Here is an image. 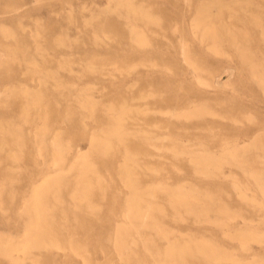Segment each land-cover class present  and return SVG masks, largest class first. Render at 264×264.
Returning a JSON list of instances; mask_svg holds the SVG:
<instances>
[{
	"label": "rangeland",
	"instance_id": "1",
	"mask_svg": "<svg viewBox=\"0 0 264 264\" xmlns=\"http://www.w3.org/2000/svg\"><path fill=\"white\" fill-rule=\"evenodd\" d=\"M127 1H132L139 6L142 4L146 10L153 11L155 13L153 22H156L151 23L152 27L165 28L176 47H172L170 38H163V42L167 43L156 47L152 46V44L134 47L131 46V42L128 39L121 43L117 32L112 31L113 28L105 25L109 18L117 19V21L124 24L131 19L124 9H114L116 0H0L1 40L15 42L14 40L16 39L25 38L27 42L25 44L26 50L30 52L28 55L18 52L17 55L13 54L12 56L11 53L14 52L12 51L11 53L6 52V56L5 51L0 50V70L4 71L3 74H0V93L2 91L0 97L11 101L19 98L16 93L25 88L26 85V88L34 87L36 91L46 87L40 98H36L37 94L35 99L30 98L28 100L29 102H34L33 104L37 100L36 104H32L33 107L28 112V117H32L35 120L34 123L24 122L17 116L20 107L18 105L12 106L7 102L6 104H1L3 107H0V117L15 116L16 120L22 121L23 123L19 124L18 127L27 133L28 139L32 138L31 135H28V129L34 131L37 128L35 131H47L45 139H48L47 141L51 143L56 138V135L52 134V132L58 129L57 131L61 132V142L59 143L65 153L64 160L67 162L66 170L68 169L65 180L68 183L64 187L65 190H39L44 195L46 192L49 194L44 199V202L45 200L47 202L44 203V206L40 204L39 208V212L45 216L40 220V223L45 226L47 234L44 239H40L41 246L37 247L34 245L35 232L29 233L25 231L27 225L32 223V220L28 218L31 210L23 209L20 206L31 201L30 196L34 190H31L29 181L36 172L40 173L39 167L45 168L47 167L46 164L49 165L51 151L53 148L55 149L53 146H56L55 142L52 146L48 145L46 147L49 152L43 157H28V160L24 161L17 159V156L13 158L6 156V160L5 156L0 155V264H20L17 262L19 258L22 259L23 263L21 264H163L169 259L173 261L172 264H237L234 261L209 260L197 250L198 247L202 246L203 248H216L215 250L224 254H233L236 261L249 262V264H264V242L261 241L262 243H260V241L252 240L247 245L248 249H244V246H242L244 243L238 236L241 232L252 231L255 234L257 233L256 235L264 237V190L261 191L260 188L255 187L253 178L242 171L240 166L232 161H225L221 166L222 171L218 174L220 175L219 177L227 183L230 180L241 182L243 185L242 193L239 194V191L234 190L230 185L226 190L221 191L219 190L221 187L218 186L222 185L211 183H207L204 186V190H191L190 192L187 189L195 182L200 181V179L207 181V174H195L192 165L189 163L191 156L189 157L188 154H184L179 159L173 156L177 150V144L180 146L181 143L182 147H187L188 150L191 149V152L209 150L219 158L222 157V151L225 152L227 148H232L233 145H239L238 148L240 147L239 150L242 154L241 158L245 162L244 165L259 170L257 173L264 177V170H262L264 169V145H262L264 144V90L262 89L264 88V33L260 36L261 32H264L262 30L264 28V0ZM119 10H122L124 15H121ZM7 18L9 19L8 21ZM195 18H199L201 22L203 21L198 28L195 24L200 20L196 21ZM258 19L259 22H257ZM138 25L140 28L145 29V34L148 36H155L153 28L148 29L145 22H138ZM188 26L190 27L188 28ZM25 27L27 28L25 29ZM10 28H13L12 30L14 31ZM212 31L216 33L215 39L210 35ZM27 32L30 34L27 35ZM6 34L7 36H5ZM181 45L185 47L187 57L181 55ZM147 46L148 49H146ZM215 50L218 52H215ZM51 53L56 58L43 63L40 66L41 69L22 64L23 56L28 58L35 56L38 60V56L41 54L51 57ZM217 53L218 55H216ZM12 60L13 62L10 63ZM85 60L97 61L92 67L96 69H94L95 72L85 74ZM145 61H148L147 65L143 64ZM172 61L175 62L174 74L164 65ZM63 62H69V64L65 65ZM139 63L141 64L132 67V65ZM208 71L212 73L211 77H209ZM50 72L57 74L56 80L44 83L42 80L46 78L44 77L45 73ZM6 73L10 75H6ZM61 80L62 82H60ZM146 80L158 84L159 88L156 85L157 87L154 88V91H150L151 95L149 98L140 100L134 98V101L133 96L142 92L147 84ZM132 81L135 82L132 83ZM168 82L172 83V89L177 90L182 97L187 91L194 93L189 104H183L185 106L178 107L175 109L176 111L170 108V111L180 112L183 110L182 112H190L194 109L206 110L209 108V112L213 114H207L208 118L217 122V125L212 126L211 129L200 126L193 120L188 121L187 123L189 124H182L177 121L175 115L171 116L163 112L160 115V112H156L159 109L152 107V112L154 111L157 114L152 115L151 124L146 127L152 131L160 132V137L157 140L155 139V144L150 147L152 152H154L149 161L153 170L147 172L146 184L151 186L169 182L173 188H185L187 193H185V190H148L150 191L148 193H144V190H138L139 193H135L136 190L128 189L129 187L124 185L118 173L122 164L119 161L123 162L125 159V157L123 159V156L126 155L124 151L118 154L119 161L113 165L109 164L101 170V174L104 175L102 180L105 177L103 181L106 184L105 190H99L98 184L94 185V190H76L73 183L76 178L73 173L75 169L69 170L68 167L74 164V161L76 163L79 156L89 157L94 163L100 161H98L100 157L97 155V147L93 144V137L101 131L98 129L101 122L96 115H92L88 111V108L79 107L82 112H88L89 116L84 113L82 120L86 125L89 124V127L87 126L86 130L83 124L75 128L68 115L63 113L59 116V114L57 118L46 113L47 109L44 108L43 103H54L56 99H61L63 95L57 91V88L66 84L70 87H75L76 90L74 87L72 89L74 96L71 101L77 104L79 99L76 97L79 95L85 98L91 97L90 99L98 102V104L116 102L119 106L123 105V103H128L126 105L129 106L132 101L142 104L148 100L154 101L159 97L163 98V96L172 95L171 88H165V84ZM11 83H13V86ZM19 102H21L20 98ZM39 105L42 107L40 108ZM161 109L165 111L166 106L162 105ZM232 115L238 116L239 121L233 122ZM157 116L162 118V120H166V123H172L171 125L173 126L167 123V127L161 128L160 124L156 123ZM133 121V118L128 115L122 120V124L126 126L127 131H130V125ZM139 121L143 122V119ZM60 128H63L64 131ZM188 130L191 133L187 132ZM192 133L207 134L209 137L202 136L204 138L200 142L204 145L201 146L200 142H196L197 140ZM8 141H10L9 144L4 145V147H13L17 151L15 152L16 155L21 157L27 147L22 148L19 145H13L12 139H8ZM1 144H4L2 139L0 140ZM78 152L79 154H77ZM112 159L115 160V158ZM140 161L144 162V159ZM18 164H21V167ZM157 167L159 169L162 168V170L156 169ZM40 174H44V171ZM176 192L191 196L192 201H188L189 204L186 205L176 204L169 197L175 195ZM250 192L253 193H251L252 196ZM136 194L140 197L139 201L137 203L132 202L133 205L129 206L130 202L128 199L131 201ZM207 194L212 196V199ZM196 195L200 196V203L199 201L195 202L193 196ZM151 196H154V198H151ZM143 197L146 198V201ZM261 198L262 200H260ZM151 199L150 209L153 218L148 220L149 226L141 227V219L136 217L126 218L124 216L126 213H130L133 216L138 214L139 211L145 210ZM40 202L43 203V201ZM201 203L202 205H200ZM174 205L175 207H173ZM182 205L183 207H181ZM189 210L192 212H189ZM79 214H87L91 217V221L85 222V224L82 219L75 217L81 216ZM207 215L209 216L207 217ZM228 217H231V219ZM102 231L105 236H108L107 241L110 242L113 250L109 254H105L100 248L104 236ZM203 240L204 242H202ZM114 244L123 246V248L126 247L127 251L118 250ZM171 244L177 246V253L172 258L168 254L169 245ZM6 245L9 247L8 250ZM2 246L4 247L3 249Z\"/></svg>",
	"mask_w": 264,
	"mask_h": 264
},
{
	"label": "bare ground",
	"instance_id": "2",
	"mask_svg": "<svg viewBox=\"0 0 264 264\" xmlns=\"http://www.w3.org/2000/svg\"><path fill=\"white\" fill-rule=\"evenodd\" d=\"M13 1V0H12ZM16 1V0H15ZM193 1V0H192ZM201 1V0H200ZM199 1V3H200ZM115 2V1H114ZM181 2V1H180ZM239 2V1H238ZM255 3V2H254ZM191 4V3H190ZM186 5V4H185ZM207 5V4H206ZM215 5V4H214ZM236 6V4H235ZM165 7V6H164ZM185 7V6H184ZM121 9L122 10L124 9V11L130 15V20L128 23L124 24V23H120L119 21H117V19H108L107 23H105V25H107V27H111L113 28L112 31H115L117 32V34L119 35L120 39H121V43L125 42V40H130L131 42V46H134V47H140V46H143V45H147V44H152V46L156 47V46H163L164 44H166L167 42H163V38H170V35L168 34L167 31H165V28L161 27V28H153L152 27V24L151 23H155L153 22L154 21V14L153 11H150V10H146L143 5L141 4V6L137 5L136 3L132 2V1H127V0H116V6L114 9ZM151 8V7H150ZM149 8V9H150ZM197 8V7H196ZM251 8V7H250ZM175 9V8H174ZM214 9V8H213ZM217 9V8H216ZM84 10V8H83ZM113 10V9H111ZM122 10H119L120 14L121 15H124L123 11ZM17 11V10H16ZM71 11V10H70ZM197 11V9H196ZM218 11V10H216ZM116 12V11H115ZM114 12V13H115ZM198 12V11H197ZM196 12V13H197ZM207 12V11H206ZM215 12V11H214ZM98 13V12H97ZM184 13V12H183ZM202 13V12H201ZM200 15H204V13H202ZM9 14V13H8ZM82 14V13H81ZM109 14V12H108ZM198 14V13H197ZM241 14V13H240ZM252 14V13H251ZM100 15V14H99ZM110 15V14H109ZM213 15V14H212ZM220 15V14H219ZM225 15V14H224ZM242 15V14H241ZM92 16V15H90ZM113 16V15H112ZM194 16V15H193ZM199 16V15H198ZM197 16V17H198ZM218 16V15H217ZM15 17V16H14ZM89 17V16H88ZM93 17V16H92ZM202 17V16H201ZM224 17V16H223ZM244 17V16H243ZM246 17V16H245ZM253 17V16H252ZM258 17V16H257ZM11 19H13L12 17H9ZM18 18V17H17ZM21 18V17H19ZM90 18V17H89ZM127 18V17H126ZM192 18V17H191ZM207 18V17H206ZM248 18V17H247ZM251 18V17H250ZM196 19V18H195ZM9 19L7 18V21ZM14 20V19H13ZM87 20V19H86ZM91 20V19H90ZM190 20V19H189ZM197 20H200L199 18L196 19ZM203 20V19H202ZM214 20V19H213ZM248 20V19H247ZM5 21V20H4ZM19 21H22V20H19ZM192 21V19H191ZM190 21V22H191ZM220 21V20H218ZM223 21V20H221ZM23 22V21H22ZM21 22V23H22ZM88 22V21H87ZM138 22H145V25L147 26V28L149 29H152L153 28V31H154V35L155 36H148L147 34H145V29L144 28H140L139 25H138ZM187 22V21H186ZM203 22V21H202ZM201 20L198 21L195 26L200 27L202 23ZM259 22V19L258 21ZM261 22V20H260ZM263 22V21H262ZM72 23V22H71ZM158 23V22H157ZM161 23V22H160ZM192 23V22H191ZM195 23V22H194ZM220 23V22H218ZM227 23V21H226ZM250 23V22H249ZM19 24V23H18ZM73 24V23H72ZM159 24V23H158ZM157 24V25H158ZM163 24V23H162ZM188 24V23H187ZM258 24V23H257ZM261 24V23H259ZM9 25V24H8ZM22 25V24H21ZM208 25V24H207ZM219 25V24H218ZM228 25V24H227ZM263 25V24H262ZM2 26V25H1ZM159 26V25H158ZM209 26V25H208ZM215 26V25H214ZM212 26V27H214ZM234 26V25H233ZM5 27V26H4ZM11 27V26H10ZM23 27V26H22ZM190 26H188L189 28ZM206 27V26H205ZM263 27V26H262ZM261 27V28H262ZM1 28V27H0ZM6 28V27H5ZM14 28V27H13ZM12 28V29H13ZM27 27H25L26 29ZM43 28V27H42ZM91 28V27H90ZM195 28V29H197ZM202 28V27H201ZM207 28V27H206ZM211 28V27H210ZM215 28V27H214ZM219 28V27H218ZM224 28V27H223ZM11 29V28H10ZM9 29V30H10ZM11 29V30H12ZM21 29V27H20ZM37 29V28H36ZM80 29V28H79ZM93 29V28H92ZM200 29V28H199ZM198 29V30H199ZM212 29V28H211ZM210 29V31H211ZM216 29V28H215ZM44 30V29H43ZM172 30V28H171ZM229 30V29H228ZM237 30V29H236ZM261 30V29H260ZM264 30V28L262 29ZM261 30V31H262ZM14 31V30H12ZM11 31V32H12ZM28 31V30H26ZM96 31V30H95ZM209 31V32H210ZM216 31V30H214ZM214 31H212L210 34L214 39L216 38V33H214ZM220 31V30H219ZM6 33V31H4ZM24 32V30H23ZM151 32V31H150ZM198 32V31H197ZM208 32V33H209ZM242 32V31H241ZM244 32V30H243ZM247 33H249L248 31H246ZM253 32V31H252ZM9 33V32H7ZM102 33V32H101ZM204 34V32H202ZM207 33V34H208ZM229 33V31H228ZM262 33L264 32H261V35L262 36ZM14 34V32H13ZM30 34V33H29ZM28 32H27V35H29ZM32 34V33H31ZM61 34V33H60ZM59 34V35H60ZM153 34V33H152ZM192 34V33H191ZM4 35V34H3ZM16 35V33H15ZM14 35V36H15ZM40 35V34H38ZM62 35V34H61ZM98 35V34H97ZM106 35V34H105ZM194 35V34H193ZM244 35V34H243ZM247 35V34H246ZM7 36V34L5 35ZM12 36V37H14ZM56 36V35H55ZM175 36V35H174ZM181 36V35H180ZM204 36H207L206 34H204ZM223 36V35H222ZM228 36V35H227ZM226 36V37H227ZM45 37V36H44ZM62 37V36H61ZM94 37V36H93ZM105 37V36H104ZM231 37V36H230ZM234 37V36H233ZM238 37V36H237ZM9 38V37H8ZM34 38V37H33ZM57 38V37H56ZM55 38V39H56ZM98 38V37H96ZM208 38V36H207ZM211 38V37H210ZM244 38V37H242ZM248 38V37H247ZM252 38V36H251ZM250 38V39H251ZM7 39V38H6ZM61 39V38H60ZM59 39V40H60ZM99 39V38H98ZM101 39V38H100ZM106 39V38H105ZM213 39V40H214ZM239 39V38H238ZM264 39V38H263ZM35 40V39H33ZM39 40V39H38ZM75 40V39H74ZM170 42H172V47L175 48L176 45L174 44L173 40L170 38ZM203 40V39H201ZM218 40V39H217ZM226 40V39H225ZM249 40V39H248ZM15 42H7V41H4V40H1V37H0V50L1 51H5V53H11L12 51H14L12 54H18V52H21L23 55H28L30 52L26 50V40L25 38H21V39H16L14 40ZM37 41V40H36ZM64 41V40H63ZM62 41V42H63ZM204 41V40H203ZM232 41H233V38H232ZM242 41V40H241ZM255 41V40H254ZM34 42V41H33ZM61 42V43H62ZM97 42V41H96ZM103 42V41H102ZM105 42V41H104ZM111 42V41H110ZM198 42V40H197ZM221 42V41H220ZM40 45H41V42L39 41ZM38 43V44H39ZM43 43V42H42ZM65 43V42H64ZM74 43V42H73ZM77 43V42H76ZM81 43V42H80ZM232 43V42H231ZM241 43V42H240ZM238 43V44H240ZM37 44V43H36ZM66 44V43H65ZM79 44V42H78ZM226 44V42H225ZM247 44V43H246ZM73 45V44H72ZM108 45V44H107ZM180 45V44H179ZM202 45V43H201ZM253 45V44H252ZM36 46V45H35ZM65 46V45H64ZM75 46V45H74ZM203 46V45H202ZM254 46V45H253ZM37 47V46H36ZM40 47V46H39ZM63 47V46H62ZM68 47V46H67ZM213 47V45H212ZM217 47V46H216ZM234 47V46H233ZM256 47V46H255ZM128 48V47H127ZM179 48V47H178ZM202 48V47H200ZM215 48V47H214ZM247 48V47H246ZM148 49V46L147 48ZM150 49V48H149ZM162 49V48H161ZM212 49V48H211ZM243 49V48H242ZM39 50V49H38ZM154 50V49H153ZM209 50V48H208ZM238 50V49H237ZM257 50V49H256ZM0 51V52H1ZM248 51V50H247ZM36 52V51H35ZM215 52H218L215 50ZM244 52V51H242ZM7 53H6V56H7ZM34 53V52H33ZM39 53V52H38ZM177 53V52H176ZM180 53L182 56L184 57H187V54H186V51H185V47L183 45L180 46ZM225 53V52H224ZM260 53V52H259ZM258 53V54H259ZM55 54V53H54ZM158 54V53H156ZM162 54V52H161ZM189 54V53H188ZM226 54V53H225ZM1 55V54H0ZM4 55V54H3ZM20 55V54H19ZM50 55V54H49ZM171 55V54H170ZM218 55V53L216 54ZM5 56V55H4ZM11 56V58H12ZM172 56H173V53H172ZM181 56V57H182ZM246 56V55H245ZM38 60L36 59V57H32V58H28V57H24L23 56V63L24 65L26 66H32L33 68L34 67H39L43 65V63H45L46 61L48 62L50 59L52 58H56L54 55H52L51 53V57L50 56H46V55H43L41 54L40 56H38ZM62 57V56H61ZM72 57V56H71ZM166 57V56H165ZM221 57V56H220ZM257 57V56H256ZM179 58V57H178ZM230 58V57H229ZM9 59V57H8ZM15 59H16V56H15ZM13 59V60H15ZM60 59V57H59ZM59 59H57L59 61ZM185 59V58H184ZM243 59V58H242ZM5 60V59H3ZM2 60V61H3ZM10 61L11 62H13ZM18 60V59H17ZM67 60V59H66ZM72 60V59H71ZM69 60V61H71ZM183 60V59H182ZM188 60V59H187ZM249 60V59H248ZM1 61V59H0ZM65 61V60H64ZM68 61V60H67ZM184 61V60H183ZM17 62V61H16ZM95 60H90V61H87L85 60V63H84V67H85V74L86 73H92V72H95V70L92 68L95 64ZM100 62V61H99ZM182 62V61H181ZM21 63V62H20ZM71 63V62H70ZM148 61L146 62H143L144 65H147ZM184 63V62H183ZM251 63V62H250ZM3 64V63H2ZM19 64V63H18ZM63 64L65 65H68L69 62H63ZM104 64V63H103ZM141 63L139 64H135V65H132V67L136 66V65H140ZM154 64H157V63H154ZM191 64V63H190ZM252 64V63H251ZM250 64V65H251ZM5 65V63H4ZM82 65V64H81ZM128 65V64H127ZM165 66H167L169 68V70L174 74L175 73V62L172 61L170 63H165L164 64ZM154 66V65H153ZM258 66V65H257ZM10 67V66H9ZM21 67V66H20ZM59 67V66H58ZM117 67V66H116ZM194 67V66H193ZM1 68V67H0ZM48 68V67H47ZM62 68V67H61ZM28 69V68H26ZM41 69V68H40ZM118 69V68H117ZM190 69V68H189ZM252 69V68H251ZM256 69V68H255ZM168 70V71H169ZM196 70V69H195ZM231 70V69H230ZM262 70V69H261ZM37 72H40L39 70H36ZM120 71V70H119ZM4 71H1L0 70V74H3ZM24 73V71H22ZM34 72V71H33ZM32 72V73H33ZM49 72V71H48ZM194 72V71H193ZM250 72V71H249ZM263 72V70H262ZM72 73V72H71ZM78 73V72H77ZM102 73V72H101ZM264 73V72H263ZM5 74V73H4ZM46 75H44V77L46 78H43L42 81L45 82H51V80H56V73L55 72H50V73H45ZM194 74V73H193ZM261 74V72H260ZM6 75H10L8 73H6ZM79 75V74H78ZM84 75V74H83ZM148 75V74H147ZM190 75V74H189ZM188 75V76H189ZM207 75V73H206ZM208 75L209 77H211L212 73H210V71H208ZM199 76V75H198ZM197 76V77H198ZM204 76V75H203ZM23 77V76H22ZM137 77V76H136ZM190 77V76H189ZM217 77V76H216ZM215 77V78H216ZM262 77V75H261ZM48 78V79H47ZM187 78V77H186ZM194 78V77H193ZM218 78V77H217ZM60 79V78H58ZM133 79V78H131ZM181 79V78H180ZM197 79V78H196ZM257 79V78H256ZM198 80V79H197ZM219 80V79H218ZM255 80V79H254ZM261 80V79H260ZM264 80V79H263ZM58 81V80H57ZM187 81V80H186ZM221 81V80H220ZM40 82V81H39ZM62 82V80L60 81ZM135 82V81H132V83ZM196 82V81H195ZM194 82V83H195ZM259 82V81H258ZM15 84V82H13ZM13 83L12 86H13ZM41 83V82H40ZM146 85L144 87V89L142 90V92H140V94H137V95H134L133 96V99L136 98V99H146V98H149L151 93L150 91H154V88L158 86L159 88V85L158 84H154L152 82H150L149 80H146ZM193 83V84H194ZM261 83V82H260ZM48 84V83H47ZM51 84V83H50ZM57 84V83H56ZM196 84V83H195ZM214 85V83H212ZM217 84V83H216ZM223 84V83H222ZM10 85V83H9ZM61 85V83H60ZM72 85V84H71ZM76 85V84H75ZM92 85V84H91ZM130 85V84H129ZM132 85V84H131ZM157 85V86H156ZM199 85V83H198ZM220 85V84H218ZM217 85V87H218ZM261 85H263V83H261ZM57 86V85H56ZM202 86V85H200ZM199 86V87H200ZM205 86V85H204ZM210 86V85H209ZM260 86V85H259ZM6 87V86H5ZM17 87V85H16ZM15 87V88H16ZM27 87V85H26ZM23 88L21 89L20 91H18V93H16L21 102H19V98H16V99H13V100H5V99H2L0 97V107L2 108L3 106H1V104L5 103H10V105L12 106H19L20 109H19V112H17V116H19L24 122L26 123H34L35 120L31 118H29L28 116V112L30 111V109L33 107V105L36 104H33L34 102H29L28 100L30 98H40L42 95H43V91L46 89L45 88H41L40 90H35L34 87H29V88ZM38 87V86H37ZM48 87V86H47ZM74 87V86H73ZM73 87H70L66 84H63V86H59L57 88V91L62 93V97L61 99H56L54 103H43V106L45 109H47V112L46 113H49V115L51 116H56L57 118L59 116H61L63 113L68 115V118L72 121V124H73V127L77 128L79 126H82L84 124V128H86L87 130V126L89 124L86 125V123L84 122L83 123V120H82V116L84 113L86 112H82L81 109H79V107H84V108H88V111L92 113V115H96L97 118H99L100 120V127L98 129H100L101 131L98 133V135H95L93 137V144H95V146L97 147V155H99V159L97 163H94L89 157H80L76 158V163L74 161V164L70 165L68 168L69 170H73V173L76 175H74L76 178H75V182L74 185H75V189L76 190H94V185L95 184H98L99 185V190H105V187H106V184L105 182H103L105 180V177H104V180L103 179V176L101 174V170L104 168V167H107L109 164H115V162L119 161L120 158L118 156V154H120V152L124 151L125 152V156H123V159L124 161L123 162H120L119 163H122L120 166H121V169H119L118 173L120 174V177L122 178V181L124 182V185L129 187L128 189L130 190H136L135 193H139L138 190H141L143 191L144 193H148L150 191L148 190H185V188H182V187H176V188H173L171 183H165V184H156V185H147L146 184V174L149 170H153L152 167L150 166V163L149 161L151 160L150 157L152 156V154L154 152H152V150L150 149L151 145L155 144V139L157 140L158 137H160L159 133L160 132H156V131H152L150 128H147L146 126L147 125H150L151 124V117L152 115H156L157 113L156 112H160V115H161V112L163 113H167V114H170L171 116L175 115V117H177V121L179 123H182V124H189L187 123L188 121H195L196 124L200 125V126H204L206 128H209L211 129L212 126L214 125H217V122L215 120H210L207 116V114H213L212 112H209V108L206 109V110H203V109H200L198 107V105H196L199 109H194L193 111H190V112H173V111H176L175 109H177L178 107H181V106H185L183 104H189L191 102V98L192 96L194 95V93L192 91H187V93L182 97L178 92L177 90H173L172 87V83L171 82H168L165 84V88H171V91L173 92L172 95L170 96H163V98H157L155 99L154 101H145L143 102L142 104H139V103H135V99L134 101L131 102V104L128 106L126 104L123 103V105H118L116 102H112V103H109V104H98V102H95L94 100H91L89 97L88 98H85L83 97L82 95H79L78 98L79 101H78V104L77 103H74L72 102L71 100L73 99L72 97L74 96V92L72 93V89ZM91 87V86H90ZM203 87V86H202ZM208 87V86H207ZM264 87V85H263ZM130 88V87H129ZM132 88V87H131ZM201 88V87H200ZM75 89V87H74ZM134 89V88H133ZM205 89V88H203ZM264 90V88H262ZM56 90V89H55ZM76 90V89H75ZM85 90V89H84ZM179 90V89H178ZM4 91V90H3ZM89 92V91H88ZM2 93V91H1ZM0 93V94H1ZM11 93V92H10ZM15 93V92H14ZM13 93V94H14ZM80 93V92H79ZM133 93V92H132ZM210 93V92H209ZM218 93V92H217ZM12 94V95H13ZM15 94V95H16ZM82 94V93H81ZM162 94V93H161ZM3 95V94H2ZM154 95V94H153ZM76 96V94H75ZM152 97V96H151ZM156 97V96H155ZM7 98V97H6ZM95 98V97H93ZM154 98V97H153ZM45 99V98H44ZM42 99V100H44ZM90 99V100H89ZM124 99V98H123ZM132 99V98H131ZM127 100V99H126ZM125 100V102H126ZM27 101V102H26ZM32 101V100H31ZM128 102V101H127ZM134 102V103H133ZM194 102V101H193ZM197 102V101H196ZM33 104V105H32ZM76 104V105H75ZM117 104V105H115ZM146 104V105H145ZM196 104V103H195ZM162 105L166 106V110L168 109V111H164V109H161L162 108ZM193 105V104H192ZM8 106V105H7ZM209 106V105H207ZM40 107V105H39ZM42 107V106H41ZM40 107V108H41ZM152 107H155L159 110H157L156 112H152ZM11 108V107H10ZM39 108V109H40ZM170 108L174 109L173 111H170ZM190 108V107H189ZM191 109V108H190ZM189 109V110H190ZM87 110V109H86ZM46 111V110H45ZM40 112V111H39ZM154 114H152V113ZM209 112V113H207ZM45 114V112H43ZM88 113V112H87ZM86 113V114H87ZM89 113V114H91ZM25 114V116H24ZM34 114V113H32ZM60 114V115H59ZM38 115H40L38 113ZM59 115V116H58ZM91 115V116H92ZM117 115V116H116ZM128 115L130 118H133V122L131 123L130 125V131H127L126 130V126H124L122 124V120L124 119V117ZM33 116V115H32ZM43 116V115H42ZM87 116H89L87 114ZM18 117V118H19ZM34 117V116H33ZM95 117V116H94ZM232 121L233 122H238L239 121V118L238 116H235V115H232ZM39 118V117H38ZM170 118V117H169ZM251 118V117H250ZM46 119V118H44ZM91 119V118H90ZM94 119V118H93ZM140 119H143V122H140L139 120ZM156 123L160 124V127L161 128H165V126L167 127V125H171L172 123H166V120H162V118H156ZM172 119V118H171ZM92 120V119H91ZM136 120V121H135ZM187 120V121H186ZM37 121V120H36ZM39 121H40V118H39ZM96 121V120H95ZM131 121V120H130ZM186 121V122H184ZM129 122V121H128ZM160 122V123H159ZM175 122V121H174ZM23 123L22 121L20 120H16L15 119V116H1L0 117V128H1V134H0V140L2 139V142H4V144H1L0 145V155L2 156H8V157H16L17 159L19 160H28V157H38V156H45L49 151L46 150V147H48V145L52 146L53 143L55 142V145L56 146H53L55 147V149L53 147V150L51 151V160H50V163L49 165L46 164L47 167H39L38 169H40V173H42L44 171V174H40L38 172L35 173V175L33 177H31L30 181H29V185L31 186V190H34V192L31 194L30 196V202L28 203H25L23 204V206L21 205L20 207H22L23 209H29L31 210V213H29V216L28 218L32 220V223L28 224L27 225V228L25 231H28L29 233H33L35 232V236H36V239L34 241V245L39 247L41 246V241L40 239H44L46 234H47V230L45 228V226L43 224L40 223V220H42L45 216L43 214H41L39 212V208H40V204L41 206H44V203L47 202L45 200L44 202V199H46V195H48L49 193L46 192V194L44 195L43 192L39 191V190H65V185H67V183L65 182L66 180V177H67V174H66V171H68V169L66 170V163L65 162V153L62 149V145L59 143L61 142L60 141V138H61V132L60 131H57L58 129H56V131H53L52 134H55L56 135V138L55 140L51 141V143H49L47 140L48 139H45V136L47 134V131H41L39 132L38 131H33V130H29L28 129V135H31L32 138L28 139L27 138V133L24 132L22 129H19L18 125ZM47 123V122H46ZM49 123V122H48ZM97 124V123H96ZM26 125V124H25ZM29 125V124H28ZM34 125V124H33ZM37 125V124H35ZM39 126V124H38ZM173 126V125H171ZM60 127V126H59ZM89 127V126H88ZM159 127V126H158ZM35 128V127H34ZM157 128V127H156ZM45 129V128H44ZM61 130H63V128H60ZM160 129V128H159ZM162 130V129H161ZM64 131V130H63ZM93 131V130H91ZM98 131V130H97ZM158 131V130H157ZM96 132V131H95ZM164 132V131H163ZM169 132V131H168ZM187 132L191 133L190 130H188ZM209 133H211L209 131ZM187 134V133H186ZM194 136H195V139L197 140L196 142H200V140L204 137L202 136H207L209 137V135L207 134H201V133H192ZM162 137V136H161ZM164 137H166L164 135ZM163 137V138H164ZM179 137V136H178ZM192 137V136H191ZM217 137V136H216ZM226 138V137H225ZM8 139H12V141L14 142V144L16 145H19L21 146L22 148H25V146L27 147V149L25 150L24 153L21 154V157L16 155L15 152V149L13 147H4V145H8L10 141H8ZM92 139V138H91ZM166 139V138H165ZM254 139V138H252ZM15 140V141H14ZM92 140V141H93ZM162 140V138H161ZM178 140V139H177ZM228 140V139H227ZM180 141V140H179ZM188 141V140H187ZM192 141V140H191ZM195 141V140H194ZM160 142V141H159ZM176 142V141H175ZM238 142V141H237ZM250 142V141H249ZM255 142V141H254ZM262 142V141H260ZM179 143V142H177ZM206 143V142H205ZM231 144V143H230ZM41 145V146H40ZM163 145V144H162ZM176 145V144H175ZM182 145V143H181ZM179 146V144H177V150L174 152L175 154H173L174 158L176 159H179L181 158L184 154H188L189 157L191 156L190 158V164L192 165V169L193 171L195 172V174H207L206 175V178L208 177L207 181H203L200 179V181L198 182H195L194 184H192V186L190 188H188L187 190H189L191 192V190H204V186H206L207 183H211V184H214V185H222V186H218V187H221L219 190H226L227 187H232L234 190H238L239 191V194L242 193L241 191L243 190V185L241 184V182L239 183L238 181L236 180H230L229 183H227L225 180L221 179V177H219L220 175V172L222 171V164L223 162L225 161H232L234 164H237L238 166H240V168L242 169V171H244L246 174H248L251 178H253L254 180V186L255 187H258L262 190H264V177H262V175L258 174L257 172L259 170H255L251 167H246L244 165V160L241 158V152H240V147L238 148L237 145H233L232 148H227L223 152L222 154V157L219 158V157H216L215 154L211 153V151L209 150H203V151H200V152H191V149L188 150L187 147H182V146ZM200 145L203 146L204 144L202 142H200ZM243 145V144H242ZM245 145V144H244ZM246 145H247V142H246ZM264 145V144H262ZM65 146V145H64ZM158 146V145H157ZM223 146V145H222ZM92 147V146H91ZM250 147V146H249ZM254 147V146H253ZM78 148V147H77ZM93 148V147H92ZM159 148V147H158ZM193 148V147H192ZM223 148V147H222ZM79 149V148H78ZM162 149V147H161ZM21 150V149H20ZM170 150V149H169ZM221 150V149H220ZM73 151V150H72ZM243 151V150H242ZM247 151V150H245ZM21 153V151H20ZM68 153V152H67ZM167 153V152H166ZM224 153H227V154H224ZM70 154V153H69ZM79 154V152L77 153ZM219 154V153H218ZM72 155V154H70ZM96 155V154H95ZM122 155V154H121ZM124 155V154H123ZM76 156V154H75ZM186 156V155H185ZM187 157V156H186ZM230 157V159H229ZM67 158V157H66ZM98 158V157H97ZM109 158V159H107ZM111 158H115V160H111ZM141 159H144V162L140 161ZM6 160H7V157H6ZM36 160V159H35ZM42 160V158H41ZM94 160V159H93ZM39 161V160H38ZM37 161L38 164H40L39 162ZM23 162V161H22ZM42 163V161H40ZM20 163V162H19ZM118 163V164H119ZM22 164V163H21ZM21 164H18L19 167H21ZM36 164V163H35ZM153 165V164H152ZM10 166V165H9ZM15 166V165H14ZM41 166V165H40ZM150 166V167H149ZM229 166V165H228ZM11 167V166H10ZM13 168V167H12ZM177 168V167H176ZM156 169L158 170H162V168L159 169V167H157ZM16 170V169H15ZM22 170V169H21ZM25 170V169H24ZM43 170V171H42ZM264 170V169H262ZM17 171V170H16ZM4 172V171H3ZM33 173V172H32ZM68 173V172H67ZM118 174V175H119ZM156 174V173H155ZM69 175V174H68ZM117 175V176H118ZM204 175V177H205ZM234 175V174H233ZM30 176V175H29ZM153 176V175H152ZM223 176V175H222ZM226 176V175H225ZM71 177V176H70ZM119 177V176H118ZM227 178V176H226ZM225 178V179H226ZM72 179V178H71ZM230 179V178H229ZM7 180V179H5ZM121 180V179H120ZM8 181V180H7ZM121 181V182H122ZM248 181V180H247ZM71 182V181H70ZM252 182V181H251ZM251 184V183H250ZM249 184V185H250ZM246 185V183H245ZM248 185V186H249ZM12 186V185H11ZM110 186V185H109ZM124 186V187H125ZM213 186V185H212ZM252 186V185H251ZM123 187V188H124ZM110 188V187H109ZM126 188V187H125ZM9 190H12V189H9ZM74 190V189H73ZM117 190V189H116ZM207 190V189H206ZM246 190V189H245ZM254 190V189H253ZM260 191V192H261ZM218 192V191H217ZM247 192V191H246ZM264 192V191H263ZM53 193V192H52ZM105 193V192H104ZM185 193H187V191L185 190ZM198 193V192H197ZM204 193V192H203ZM248 193V192H247ZM252 192H250V195H251ZM161 194V193H160ZM224 194V193H223ZM253 194V193H252ZM130 195V194H129ZM128 195V197H129ZM153 195V194H152ZM171 195V193H170ZM193 195V194H192ZM246 195V194H245ZM256 195V194H255ZM45 196V197H43ZM55 196V194H54ZM205 196V195H204ZM207 196L212 199V196H209L207 194ZM252 196V195H251ZM259 196V195H257ZM262 196V195H261ZM264 196V195H263ZM262 196V197H263ZM132 197V196H131ZM162 197V196H161ZM173 202H175L176 204L178 203L179 204H189L188 201L191 200V196H186V195H183L181 194L180 192H176L175 195H171L169 196ZM194 197V200L195 202H198L199 199H200V196L199 195H196V196H193ZM207 197V199H208ZM219 197V196H218ZM142 198V197H141ZM144 200L146 201V198L143 197ZM151 198H154V196H151ZM163 198V197H162ZM203 198V197H202ZM206 198V197H205ZM223 198V197H222ZM42 199V200H41ZM140 197L137 196H134L132 197L131 201L130 199L129 200V206L130 205H133V203H137L139 201ZM193 199V198H192ZM214 199V198H213ZM230 199V198H229ZM142 200V199H141ZM162 200V199H161ZM193 200V201H194ZM220 200V199H219ZM243 200V199H242ZM251 200V199H250ZM262 200V198L260 199ZM40 201H43L40 202ZM151 200H149V203H148V206L145 210L143 211H139L138 214H135V215H131L130 213H126L124 214V216L126 218H133V217H136V218H139L142 220V224H140L141 227H145L148 225V220L153 218V215H152V212H151ZM192 201V200H191ZM169 202V201H168ZM153 203V202H152ZM155 203V201H154ZM193 203V202H192ZM200 203V201H199ZM205 203V202H203ZM211 203V202H210ZM214 203V202H213ZM228 203V202H227ZM263 203V202H262ZM172 204V203H171ZM245 204V203H244ZM257 204V203H256ZM144 205V204H143ZM173 205V204H172ZM195 205V204H194ZM202 205V203L200 204ZM251 205V204H250ZM141 206V205H140ZM155 206V205H154ZM159 206V205H158ZM249 206V205H248ZM259 206V205H258ZM18 207V208H20ZM132 207V206H131ZM137 207V206H135ZM134 207V208H135ZM175 207V205L173 206ZM177 207V206H176ZM183 207V205L181 206ZM231 207V206H230ZM17 208V209H18ZM139 208V207H138ZM160 208V207H159ZM211 208V207H210ZM228 208V207H227ZM255 208V207H254ZM161 209V208H160ZM206 209V208H204ZM262 209V208H261ZM141 210V209H140ZM154 210V209H153ZM158 210V209H157ZM199 210V209H198ZM191 210H189L190 212ZM201 211V210H200ZM209 211V210H208ZM219 211V210H218ZM155 212V211H154ZM192 212V211H191ZM196 212V211H195ZM206 212V211H205ZM180 213V212H178ZM187 213V211H186ZM211 213V212H210ZM198 214V213H197ZM222 214V213H221ZM224 214V213H223ZM81 215V214H79ZM188 215V214H187ZM205 215V213H204ZM218 215V214H217ZM216 215V216H217ZM225 215V214H224ZM23 216V215H22ZM75 216V215H74ZM155 216V215H154ZM200 216V215H199ZM209 215H207L208 217ZM212 216V215H210ZM223 216V215H222ZM227 216V215H226ZM225 216V217H226ZM230 216V215H229ZM239 216V215H238ZM76 218H80L82 219V221L85 223V222H90L91 221V217L88 216L87 214H82L81 216H75ZM74 217V219H75ZM204 217V216H203ZM221 217V216H220ZM214 218V217H213ZM224 218V216H223ZM231 219V217H228ZM251 219V218H250ZM219 220V219H218ZM228 220V219H227ZM225 220V221H227ZM230 221V220H229ZM232 222V221H231ZM86 224V223H85ZM88 224V223H87ZM245 224V223H244ZM247 224V222H246ZM73 226V225H72ZM149 226V225H148ZM242 226V225H241ZM244 227V226H243ZM242 227V228H243ZM125 229V228H123ZM130 229V228H129ZM135 229V228H134ZM141 229V228H140ZM240 229V228H239ZM253 229V228H252ZM76 230V228H75ZM137 230H139L137 228ZM136 230V231H137ZM241 230V229H240ZM256 230V229H255ZM231 231V230H230ZM236 232V231H234ZM233 232V233H234ZM103 235H104V232L102 231ZM232 233V234H233ZM238 233V232H237ZM263 233V232H262ZM231 234V235H232ZM257 234V233H256ZM254 232H241L239 233V237H240V240H242L244 244H242V246H244V249H248V244L253 240L255 241H260V243H262L261 241L264 242V237H262L261 235L258 236L256 235ZM234 237V236H233ZM108 240V236L104 235L103 236V240L101 242V245H100V248L104 251L105 254H109L110 252H112V248H111V244L110 242L107 241ZM207 241V240H206ZM210 241V240H209ZM204 242V240L202 241ZM236 242V241H235ZM209 243V242H208ZM206 244V242H205ZM212 244V243H210ZM240 244V243H239ZM115 245V244H114ZM208 245V244H206ZM13 246V245H12ZM116 248L119 250L121 249L122 251L125 250L127 251V248H123V246H118V245H115ZM202 246V244H201ZM7 247V245H6ZM5 247V248H6ZM207 247V246H206ZM1 248V247H0ZM4 247L2 246V249ZM13 248V247H12ZM9 249V247H7V250ZM216 249V248H215ZM211 247L209 248H203L202 247H198L197 250L202 253L206 258H208L209 260L210 259H214V260H218V261H222L223 260H226V261H234L236 262L237 264H249V262H240V261H236L234 260V255L233 254H224V253H221L217 250H215ZM222 249V248H221ZM6 250V251H7ZM101 250V251H102ZM117 250V251H118ZM133 250V249H132ZM3 251V250H2ZM11 251V250H10ZM13 251V250H12ZM134 251V250H133ZM177 246L171 244L169 245V251H168V254L170 256V258H172V256L177 253ZM244 251V250H243ZM131 252V251H130ZM138 252V250H137ZM8 253V252H7ZM27 253V252H26ZM12 254V253H10ZM18 258V257H16ZM14 258V259H16ZM253 258V257H252ZM25 259V257H24ZM240 259V258H239ZM250 259V258H249ZM20 264L23 263L22 262V259H17ZM251 261V259H250ZM172 260L169 259L168 261H166L165 263L166 264H172ZM163 263V264H165ZM218 264V263H217ZM233 264V263H232ZM235 264V263H234ZM252 264V263H251Z\"/></svg>",
	"mask_w": 264,
	"mask_h": 264
}]
</instances>
